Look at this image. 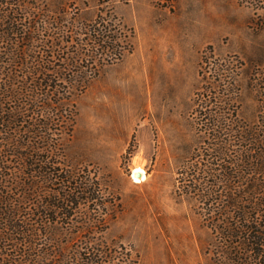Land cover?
Returning <instances> with one entry per match:
<instances>
[{"label":"rangeland","instance_id":"1","mask_svg":"<svg viewBox=\"0 0 264 264\" xmlns=\"http://www.w3.org/2000/svg\"><path fill=\"white\" fill-rule=\"evenodd\" d=\"M99 12L123 19L133 33L132 51L99 67L77 97L74 130L63 137L69 163L98 180L106 201V208L83 211L107 219L103 239L113 252L130 250L135 264H215L208 250L214 236L199 201L177 183L185 166L203 152L198 121L215 70L226 75L224 104L234 103L229 86L236 78L242 117L258 118L257 90L264 86L259 81L255 87L253 79L264 78V0H0V114L10 107L3 99L5 84L12 81L21 91L25 73L42 74L44 66L37 62L51 54L41 46V18L52 21L46 38L55 31L71 35L66 26L72 23L75 39L85 37V43ZM26 13L38 25L31 29L35 42L27 52L28 64L19 62V51L5 53L11 40L23 41L19 34L8 36L6 28ZM82 63L95 71L94 63ZM45 67L49 73L52 66ZM33 103L23 105L25 114ZM39 119L42 123L47 117ZM6 124L16 127L13 134L20 137L23 126ZM4 135L0 125V139ZM137 166L145 168L147 179L135 181ZM33 199L29 192L22 206L35 214ZM75 248L67 250L70 257ZM63 254L56 253L59 262Z\"/></svg>","mask_w":264,"mask_h":264},{"label":"trees","instance_id":"2","mask_svg":"<svg viewBox=\"0 0 264 264\" xmlns=\"http://www.w3.org/2000/svg\"><path fill=\"white\" fill-rule=\"evenodd\" d=\"M16 4L21 3H7V7ZM17 18L6 31L8 36L19 34L23 41L11 40L5 53L19 51V62L28 64L27 52L35 42L31 29L38 25L27 13ZM92 21V33L84 43L85 37L75 39L72 23L66 26L71 35L55 31L46 38L52 21L41 18L40 29L45 31L41 46L51 53L37 62L44 66L42 74L25 73L21 91H15L12 81L2 88L10 107L0 114L5 133L0 139L4 151L0 154V264L57 263V252L65 256L60 264H135L130 250L113 252L103 239L107 219L83 211L107 207L102 187L92 174L69 163L63 144V137L74 130L77 97L99 74V67L132 51L133 33L120 16L99 12ZM84 44L89 45L87 50ZM56 51L67 54L55 55ZM86 61L87 66L94 63L95 71L84 68ZM47 63L52 66L49 73H45ZM214 77L198 121L203 152L185 166L177 185L199 201L203 220L214 236L208 250L215 264H264V89L257 90L259 115L251 122L240 112L237 79L232 78L229 86L234 103L227 100L225 105L221 91L226 75L219 69ZM253 81L255 87L259 81L264 86V78ZM33 102L35 106L25 114L23 105ZM40 117L47 119L41 123ZM10 122L23 126L20 137L13 134L16 127L6 124ZM29 192L38 202L35 214L22 206ZM72 245L77 248L70 257L67 250Z\"/></svg>","mask_w":264,"mask_h":264},{"label":"bare ground","instance_id":"3","mask_svg":"<svg viewBox=\"0 0 264 264\" xmlns=\"http://www.w3.org/2000/svg\"><path fill=\"white\" fill-rule=\"evenodd\" d=\"M141 95L144 96V93L142 91H141ZM137 172H141L142 175L141 176H137ZM133 176L135 178V181H137V182L138 181H143L147 177L145 168H143L141 166L135 167Z\"/></svg>","mask_w":264,"mask_h":264},{"label":"water","instance_id":"4","mask_svg":"<svg viewBox=\"0 0 264 264\" xmlns=\"http://www.w3.org/2000/svg\"><path fill=\"white\" fill-rule=\"evenodd\" d=\"M142 175V173L141 172H137V176H141Z\"/></svg>","mask_w":264,"mask_h":264}]
</instances>
